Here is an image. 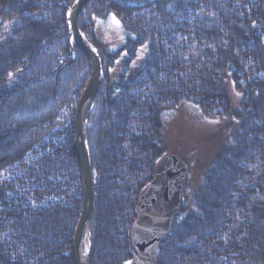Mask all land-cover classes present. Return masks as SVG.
Returning a JSON list of instances; mask_svg holds the SVG:
<instances>
[{"label":"trees","instance_id":"16d2710c","mask_svg":"<svg viewBox=\"0 0 264 264\" xmlns=\"http://www.w3.org/2000/svg\"><path fill=\"white\" fill-rule=\"evenodd\" d=\"M75 1L0 0V264H76L85 190L74 114L92 72L82 50L70 51ZM113 14L128 35L114 54L94 28ZM78 18L104 71L86 135L96 193L89 264L134 262L130 230L164 155L162 113L189 101L225 119L229 80L242 95L235 141L192 196L186 188L155 262L264 264V0H90Z\"/></svg>","mask_w":264,"mask_h":264},{"label":"water","instance_id":"95a60500","mask_svg":"<svg viewBox=\"0 0 264 264\" xmlns=\"http://www.w3.org/2000/svg\"><path fill=\"white\" fill-rule=\"evenodd\" d=\"M90 0H76L67 13V25L71 52L73 46L82 50L91 63V76L75 109L74 145L84 180V204L74 232L73 255L76 264H89L91 258V218L96 203L93 169L87 142L88 113L99 94L104 79L102 60L93 43L79 27V15ZM83 33V35H81ZM152 182L142 189L136 206V221L131 228L130 239L137 254L136 264H156L160 245L166 241L174 217L184 206V193L188 178L187 165L176 154H164L156 164Z\"/></svg>","mask_w":264,"mask_h":264},{"label":"rangeland","instance_id":"374dc122","mask_svg":"<svg viewBox=\"0 0 264 264\" xmlns=\"http://www.w3.org/2000/svg\"><path fill=\"white\" fill-rule=\"evenodd\" d=\"M94 28L100 47L106 52L114 54L125 46L128 35L121 24L117 26L112 21L111 16L96 19ZM146 54L147 47L137 50L135 60L130 64L132 72L142 65ZM119 59L112 69L114 77L122 71L125 59L123 56ZM227 87L232 112L225 119H208L202 115L194 102L189 101L181 102L176 108L162 113L160 117L159 148L164 154L178 155L187 165L188 178L185 186L188 196L196 192L202 179L213 169L221 151L232 146L235 141L239 123L234 115L240 111L242 95H236L239 92L230 80ZM135 262L136 259L132 264H136Z\"/></svg>","mask_w":264,"mask_h":264},{"label":"snow or ice","instance_id":"6c2138e0","mask_svg":"<svg viewBox=\"0 0 264 264\" xmlns=\"http://www.w3.org/2000/svg\"><path fill=\"white\" fill-rule=\"evenodd\" d=\"M68 14L71 15V9H69ZM111 19L117 26H119L120 22H119V20L116 19L114 14L111 16ZM81 35H83V33H81ZM9 76L11 77L12 74L9 73ZM236 95L239 96L240 93H236ZM125 264H132V262L131 261H126Z\"/></svg>","mask_w":264,"mask_h":264}]
</instances>
